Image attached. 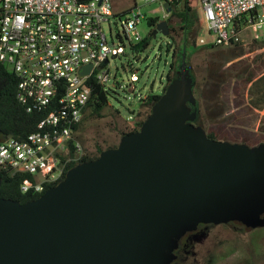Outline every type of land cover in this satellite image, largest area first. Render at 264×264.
<instances>
[{
    "label": "water",
    "instance_id": "water-1",
    "mask_svg": "<svg viewBox=\"0 0 264 264\" xmlns=\"http://www.w3.org/2000/svg\"><path fill=\"white\" fill-rule=\"evenodd\" d=\"M158 31L169 34L166 20L152 37ZM179 70L140 129L116 146L35 199L0 196V264H169L175 238L199 220L260 223L264 144L209 138L193 123L184 51Z\"/></svg>",
    "mask_w": 264,
    "mask_h": 264
},
{
    "label": "built area",
    "instance_id": "built-area-1",
    "mask_svg": "<svg viewBox=\"0 0 264 264\" xmlns=\"http://www.w3.org/2000/svg\"><path fill=\"white\" fill-rule=\"evenodd\" d=\"M136 1L121 18L112 0H0V62L17 78V102L37 118L36 129L22 138L0 135V171L21 176V192L41 193L79 163L83 153L75 128L91 85L109 90L108 61L118 55L104 28L110 33L117 15L130 47L141 41L137 25L144 15ZM199 5L206 33L201 45H235L247 33L250 41H264V0H199ZM87 64L90 69L81 74Z\"/></svg>",
    "mask_w": 264,
    "mask_h": 264
},
{
    "label": "rangeland",
    "instance_id": "rangeland-1",
    "mask_svg": "<svg viewBox=\"0 0 264 264\" xmlns=\"http://www.w3.org/2000/svg\"><path fill=\"white\" fill-rule=\"evenodd\" d=\"M165 1L137 0L136 5L144 15L137 25L142 38H146L154 26L148 24L147 18L158 17L166 20ZM198 20L194 18L197 29L195 49L192 37H188L185 62L194 78L193 94L196 98L197 117L195 125L206 131H214L221 140L237 142L264 143V105L253 106L248 92L251 82L248 75L255 70L264 73V47L252 43L249 33L244 35L238 45L209 47L200 44L199 39L206 38L205 25L201 18L199 0L194 3ZM114 12H121L133 6V0H112ZM122 13V12H121ZM166 13V15H165ZM124 14L121 15V18ZM175 27V41L158 31L151 37L148 46L139 52L131 50L130 43L124 37L120 21L111 17L110 33L105 27L107 42L114 44L113 51L118 55L109 58L111 77L108 83V106L103 116L86 118L79 130L75 132L83 154L93 156L97 147L106 149L118 143L122 131H128L135 122L143 120L149 106L142 105L141 99L149 94H161L166 84V74L173 61L172 51L182 39L180 19L170 22ZM253 33H257L251 30ZM169 50H168V46ZM194 50V51H193ZM192 51V52H191ZM177 70L172 69V77ZM258 74V75H259ZM132 88V90H129ZM115 114H110L115 112ZM110 112V113H108ZM256 246L250 245L246 238L232 235L230 246L214 249L216 261L213 264H264V231L257 233ZM211 253L205 246L200 249L199 264H207Z\"/></svg>",
    "mask_w": 264,
    "mask_h": 264
},
{
    "label": "trees",
    "instance_id": "trees-1",
    "mask_svg": "<svg viewBox=\"0 0 264 264\" xmlns=\"http://www.w3.org/2000/svg\"><path fill=\"white\" fill-rule=\"evenodd\" d=\"M169 4L170 11L167 14L166 21L169 26L170 35H168L172 41H175L174 33L175 27L170 23L173 18H178L181 21L180 28L182 29V39L181 43L178 44L177 49L175 48L172 51L173 61L170 63L169 70L166 74L167 83L172 80V69L175 70L180 69V64L182 60V53L187 54L186 46L188 37H192L194 49L199 46L196 43L197 37V29L195 28L194 18L198 20V25L200 26V20L198 17V13L195 7L196 0H163ZM128 9L122 11V13H127ZM158 17H149L147 18L148 24L151 26H155V24L160 21ZM152 37L151 32L141 41L136 43L135 45H131V50L135 52H139L144 50L148 44L149 40ZM252 43L258 44V46L264 47V41L253 40ZM236 43L235 45H238ZM170 45L168 46L169 50ZM209 47H216L214 45H209ZM194 51V50H193ZM192 52V51H191ZM264 56V52L261 53V57ZM257 73L253 70L247 77L246 81L251 82L248 88V92L250 94L251 102L254 107L261 108L264 105V73ZM17 86V78L12 70L6 66L5 64L0 62V132L2 135H13L19 138H22L27 133L34 131L36 129V116L32 113H27L25 109L17 102L15 97ZM167 84L162 88L163 93L166 89ZM108 94L109 91L104 89L102 85L93 83L91 85V94L89 101L87 103L85 113L82 117V120L77 124L76 131L79 130L81 124L84 119L92 118V117H101L103 116V110H106L108 106ZM161 94H149L145 98L141 99L142 105L149 106V111L145 118L150 114L152 106L159 99ZM192 110H195L196 107H192ZM110 113V112H108ZM112 112L110 114H115ZM144 118V119H145ZM143 120L135 122V126L128 130L122 131L121 137L132 131L140 129ZM196 120V119H195ZM206 134L209 138L220 139L214 131H206ZM120 137V138H121ZM230 142H237L236 140H230ZM246 143V142H241ZM249 144V143H247ZM115 145L108 146L114 147ZM104 149L101 147H97L96 154L93 156H89L87 154H83L80 158L79 162L88 161L96 158ZM78 164V163H77ZM76 163L71 164L67 171L72 168ZM22 182V177L19 175H10L7 172L0 171V196L3 198H9L13 200H17L20 203H24L26 201L32 200L40 196L46 189H44L41 193L32 194L30 192H21L20 184Z\"/></svg>",
    "mask_w": 264,
    "mask_h": 264
},
{
    "label": "flooded vegetation",
    "instance_id": "flooded-vegetation-1",
    "mask_svg": "<svg viewBox=\"0 0 264 264\" xmlns=\"http://www.w3.org/2000/svg\"><path fill=\"white\" fill-rule=\"evenodd\" d=\"M188 72L190 73L189 70ZM179 77L180 70H177L172 79ZM166 84H168L167 78ZM260 144L264 143L247 145L252 147ZM259 222L256 226H252L247 224L240 216L219 222L205 219L199 220L193 228L185 230L175 238V245L171 250L172 258L169 264H199L198 258L200 257V249L203 246L207 248L208 253H211L207 264H213L216 261V257L213 254L214 249L220 246H230V237L232 235L246 238L247 242L254 247L258 241L257 233L264 231V210L259 214Z\"/></svg>",
    "mask_w": 264,
    "mask_h": 264
},
{
    "label": "crops",
    "instance_id": "crops-1",
    "mask_svg": "<svg viewBox=\"0 0 264 264\" xmlns=\"http://www.w3.org/2000/svg\"><path fill=\"white\" fill-rule=\"evenodd\" d=\"M165 15H166V13H165Z\"/></svg>",
    "mask_w": 264,
    "mask_h": 264
}]
</instances>
